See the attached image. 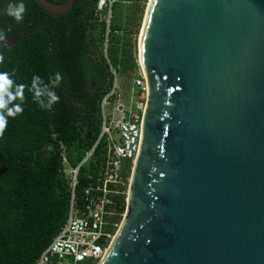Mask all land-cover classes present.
Segmentation results:
<instances>
[{
  "label": "water",
  "instance_id": "obj_1",
  "mask_svg": "<svg viewBox=\"0 0 264 264\" xmlns=\"http://www.w3.org/2000/svg\"><path fill=\"white\" fill-rule=\"evenodd\" d=\"M75 0H35L62 17ZM147 97L101 264H264V0H151Z\"/></svg>",
  "mask_w": 264,
  "mask_h": 264
},
{
  "label": "trees",
  "instance_id": "obj_2",
  "mask_svg": "<svg viewBox=\"0 0 264 264\" xmlns=\"http://www.w3.org/2000/svg\"><path fill=\"white\" fill-rule=\"evenodd\" d=\"M48 1L63 4L67 0ZM15 2L0 0V28L11 26L7 41L16 39L10 47L0 43L4 57L0 71L26 87L24 111L8 117L0 137V264H35L67 213L69 193L61 147L70 167H76L91 148L99 133V105L112 87L110 67L114 68L108 54L109 63L102 53L93 51L105 33L104 24L94 21L97 0H75L62 17H50L35 0H24L26 12L19 24L3 14ZM114 26L112 17L109 38L116 32ZM33 75L60 97L50 110L33 100L29 91ZM103 161L100 147L81 169L79 199L97 179ZM123 189L107 208L112 226L125 209Z\"/></svg>",
  "mask_w": 264,
  "mask_h": 264
},
{
  "label": "built area",
  "instance_id": "obj_3",
  "mask_svg": "<svg viewBox=\"0 0 264 264\" xmlns=\"http://www.w3.org/2000/svg\"><path fill=\"white\" fill-rule=\"evenodd\" d=\"M117 0H97L94 21L105 26L104 58H107L109 25L113 6ZM113 84L100 105L99 133L91 148L84 152L76 167H70L61 147L62 173L66 177L69 193L65 220L49 245L40 253L35 264H99L106 255L112 240L111 212L107 208L114 198L130 182L133 164L137 157L145 104L140 103L134 111L122 109L115 104L118 98L116 73L110 67ZM141 89V100L147 97L145 77L136 81ZM145 95V97L143 96ZM110 111V112H109ZM109 112V113H108ZM103 147L104 161L99 166L94 183L84 189L82 198L76 196L79 174L91 162L95 152ZM129 175L125 177V174ZM88 180L91 179L87 176Z\"/></svg>",
  "mask_w": 264,
  "mask_h": 264
},
{
  "label": "rangeland",
  "instance_id": "obj_4",
  "mask_svg": "<svg viewBox=\"0 0 264 264\" xmlns=\"http://www.w3.org/2000/svg\"><path fill=\"white\" fill-rule=\"evenodd\" d=\"M149 1L118 0L113 13H111L116 32L113 37L109 38L107 54L113 63V70L116 73L118 98L115 99V104L117 106L121 105L124 110L130 109L134 111L140 103L145 104V99H140L142 92L139 86H136V81L144 76L139 60V43ZM15 40L13 38L2 44L10 47ZM101 41V44H98L93 51L96 54L101 55L102 53L104 55V37H102ZM143 96L145 97L144 94ZM129 183L123 189L124 212L119 217L118 223L112 228L114 237L118 233L125 215Z\"/></svg>",
  "mask_w": 264,
  "mask_h": 264
},
{
  "label": "clouds",
  "instance_id": "obj_5",
  "mask_svg": "<svg viewBox=\"0 0 264 264\" xmlns=\"http://www.w3.org/2000/svg\"><path fill=\"white\" fill-rule=\"evenodd\" d=\"M25 12L26 5L24 0H16L14 4H10L3 9V14L10 17L17 24L24 20ZM10 31L11 26L0 28V43H6ZM3 61L4 57L0 55V63H3ZM25 87L26 85L24 84H15L8 72L0 71V137L3 136L7 127L8 117H15L24 111L22 105ZM29 91L33 93V100L41 109L50 110L52 105L60 99L37 75H33ZM17 100L20 102L13 103V101Z\"/></svg>",
  "mask_w": 264,
  "mask_h": 264
},
{
  "label": "bare ground",
  "instance_id": "obj_6",
  "mask_svg": "<svg viewBox=\"0 0 264 264\" xmlns=\"http://www.w3.org/2000/svg\"><path fill=\"white\" fill-rule=\"evenodd\" d=\"M150 2H151V0L149 1L148 7H149V5H150ZM146 13H147V11H146ZM145 17H146V16H145ZM144 23H145V19H144ZM143 31H144V24H143L142 29H141L140 41H141V39H142ZM140 66H141V63H140ZM144 77H145V75H144ZM108 253H109V251H108ZM101 263H102V262H100L99 264H101Z\"/></svg>",
  "mask_w": 264,
  "mask_h": 264
}]
</instances>
